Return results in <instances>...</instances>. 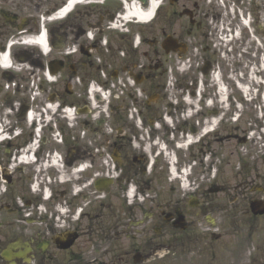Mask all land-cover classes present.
Listing matches in <instances>:
<instances>
[{
    "label": "flooded vegetation",
    "instance_id": "af4514ba",
    "mask_svg": "<svg viewBox=\"0 0 264 264\" xmlns=\"http://www.w3.org/2000/svg\"><path fill=\"white\" fill-rule=\"evenodd\" d=\"M153 1L0 0V264H264L263 4Z\"/></svg>",
    "mask_w": 264,
    "mask_h": 264
},
{
    "label": "rangeland",
    "instance_id": "374dc122",
    "mask_svg": "<svg viewBox=\"0 0 264 264\" xmlns=\"http://www.w3.org/2000/svg\"><path fill=\"white\" fill-rule=\"evenodd\" d=\"M253 2L258 3L259 1L258 0H254V1L248 0L247 8H249L250 4H252ZM260 2L263 4L262 8L264 9V0H260ZM244 8H245V6L242 8L241 6H238L237 4L232 5V7L230 9H231V13L233 15L234 21L235 20L238 21L239 18L237 16L241 17V15H242V17H243L244 13H249L248 15H250L252 18H258L257 14H254L249 10H247V12H246V10ZM229 12H230L229 9H227L226 13L228 16H230ZM262 17L264 18V14H262ZM259 26H261V25L259 24ZM247 31L249 34V45H250V47L248 48V55L253 54V52L256 51L257 46L259 47L258 53L261 51L264 52V38H261V32L258 31V37L260 39V40H258L256 38H254L255 37V35H253L254 27L252 25H251V28L247 29ZM263 35H264V32H263ZM259 58H260V56L258 55V61L261 62L259 60ZM251 66H252L251 61H249V65L247 67L250 68ZM254 68H255V66H254ZM257 68H260V65H258ZM252 81L253 80L247 81L248 82L247 84H252ZM240 92L241 91L236 92V90L234 89L233 95H235V94L241 95L242 94V95L246 96V93H242V92L240 93ZM248 98H251V96L250 97L248 96ZM237 101H239V100H237ZM244 102L249 105L248 106L249 112H248V115H245L243 117L242 122L246 126V128H249V130H250V132L248 131L250 139L248 140V142L246 144H242V145L237 144V143L236 144L233 143L232 150L234 152V155L240 154V155H236V156L231 158V161L234 164L235 163H242V162L243 163L258 162L259 156H262L264 154V143L261 142L260 135H257L258 136L257 137L256 135H253V133H252L253 132L252 129H254V130L257 129L258 126L260 125V123L264 126V117L260 116L261 110L264 111V103H262L261 99L258 100V102H260V103H257V104L254 103L255 105L248 103L247 101H244ZM233 104L236 105V99L235 98L233 100ZM237 104L240 105L239 102H237ZM256 113H258L259 115L257 116ZM262 114H264V113H262Z\"/></svg>",
    "mask_w": 264,
    "mask_h": 264
},
{
    "label": "bare ground",
    "instance_id": "6f19581e",
    "mask_svg": "<svg viewBox=\"0 0 264 264\" xmlns=\"http://www.w3.org/2000/svg\"><path fill=\"white\" fill-rule=\"evenodd\" d=\"M157 6H158V4L155 1H153L152 4H151V7L148 10H146V12H142V10H140L137 6L136 7L134 6L133 10H130L128 15H129L130 18L132 16H135V17H138V19L147 20L148 18H151L154 15V13H155V11L157 9ZM260 68H261L262 72H264V59H263V66H261ZM262 81H264L263 77L261 78V80H260V78H258L255 85L254 84H252V85L251 84H248V85L244 84V85H241L240 87L246 93H250V90H251L250 88L258 87L257 84H259ZM262 113H264V111L260 112V114H261L260 116L264 117V114H262ZM258 115L259 114L257 113V116Z\"/></svg>",
    "mask_w": 264,
    "mask_h": 264
}]
</instances>
